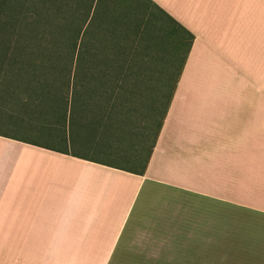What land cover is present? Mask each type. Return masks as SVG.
<instances>
[{
	"label": "crops",
	"instance_id": "crops-1",
	"mask_svg": "<svg viewBox=\"0 0 264 264\" xmlns=\"http://www.w3.org/2000/svg\"><path fill=\"white\" fill-rule=\"evenodd\" d=\"M143 5L167 26L151 40L159 48L106 55L156 61L114 68L129 76L126 90L94 106L95 139L120 131L125 143L93 148L96 158L83 153L92 149L84 134H74V149L0 134V247L13 253L14 264H22L23 230H43L46 264H119L125 256L142 264H198L213 257L212 245L192 242L136 250L120 243V233L186 230L198 218L199 188L214 185L208 180L221 156L261 152L264 0ZM164 42L173 43L172 55ZM167 58L184 60L169 103ZM86 129V122L73 123L75 132ZM2 255L0 264H8ZM38 257L31 248V263Z\"/></svg>",
	"mask_w": 264,
	"mask_h": 264
},
{
	"label": "rangeland",
	"instance_id": "rangeland-1",
	"mask_svg": "<svg viewBox=\"0 0 264 264\" xmlns=\"http://www.w3.org/2000/svg\"><path fill=\"white\" fill-rule=\"evenodd\" d=\"M125 6L128 7L125 14L129 18L123 23L127 25L122 24L121 27H116L114 33L106 36L107 43H104L102 41L104 23L105 21L110 23V19L104 18V15L100 13V11L105 12L104 3L100 2L94 14V9L89 11L87 0H81L80 14L82 13L86 19L84 29H86L87 41L97 37L100 41L99 49L102 51L120 48L147 49L146 43H134L132 40L139 33V27L145 25V28L143 27L144 36L152 41H156L167 31L165 23L151 16V10L142 4L139 5L137 0H129ZM114 7H118L117 4ZM48 41L52 42L49 39ZM164 45L162 47L168 50L166 54L172 55L173 51L170 49L174 48L173 43L164 42ZM69 46L71 45H62L59 52L68 50ZM0 55H2L1 48ZM10 55L17 56L16 53ZM179 60L173 58L164 60L167 71L171 73L170 78L174 77L178 70ZM13 62L15 60L6 63L0 61V72L15 71L14 67H8ZM41 73L45 75L41 81L47 82H50V78L54 75L49 70H42ZM29 78L30 76L17 80L16 85L6 76L0 75V134L38 145L52 148L67 147L68 149L71 148L70 145L73 149L75 148L74 134H84L85 143L89 144L92 149L83 150V153L96 158L101 156L99 157L93 148L106 149L111 142L116 145L125 143L123 142L124 135L120 131H116L117 133L111 137L108 136V139H95L94 106H91V109L84 107L87 102L92 104L88 101L87 92H82L81 97L79 96L81 100L77 99L76 102L77 105L81 103L83 106L78 108L79 111L74 110L73 117H70L65 115L69 112V108L62 101L65 90L61 86L51 89L49 95L36 96L32 95L31 90L28 89L31 86L29 84H34L29 83ZM13 81L15 82V79ZM34 87L38 86L34 85ZM75 121L86 122L89 129L75 132L73 130ZM261 143V149H257L261 152L257 154L221 156L222 162L215 163V171L211 173L212 179L208 180L209 184L213 181L214 185L199 188L198 218L190 220L191 225H188L186 230H121L122 241L120 243H126L125 245L128 243L129 247L136 250L143 247L146 249L148 245H151V249H157L163 244L174 242L196 243L200 249L209 244L214 248L212 259L202 261L200 258L198 264H264V137ZM42 231L39 230V233L33 231L32 234V230H23L20 239L24 246L22 264H32L30 261L31 248L34 252H38V264H46L42 260L46 254V235ZM5 242L8 244L9 240ZM0 250L4 261L14 264L13 253L9 255L8 249L4 247H0ZM154 253L157 254L158 251ZM140 261H128L125 256L119 264L132 262L142 264ZM147 261L148 263L153 262L152 260Z\"/></svg>",
	"mask_w": 264,
	"mask_h": 264
},
{
	"label": "trees",
	"instance_id": "trees-1",
	"mask_svg": "<svg viewBox=\"0 0 264 264\" xmlns=\"http://www.w3.org/2000/svg\"><path fill=\"white\" fill-rule=\"evenodd\" d=\"M128 1L87 0L89 11L94 9V14L100 2L104 3L105 12L100 11V13L104 15V18L110 19V23L107 21L104 23L102 39L104 43H107L106 36L114 33L116 27H121L122 24L127 25L123 22L129 18L125 14L128 10L125 6ZM144 1L138 0L137 3L143 5ZM80 4L81 0H0L2 53L0 61L6 63L15 60L8 65L10 68L14 67L15 71L4 70L0 72V75L6 76L15 84L17 80L30 76L29 83L34 84H29L31 86L28 89L31 90L32 95L36 96L49 95L51 89L61 86L65 90L62 101L69 108V112L65 115L70 117H73L74 110L79 111L78 108L83 106L81 103L76 104L82 92H87L88 101L92 102V104L87 102L84 107L91 109L90 107L95 106L97 99L111 101L116 96L114 93L126 90V81L129 76L114 73V68L154 65L156 61L154 59L116 60L107 57V52L152 51L157 50L160 45L144 36L145 25H143L144 28L139 27L141 28H138L139 33L132 40L134 43H146L147 49L100 50V41L97 37L87 41V33L84 29L86 19L82 13L80 14ZM115 4L118 7H114ZM169 21L174 24L172 20L169 19ZM189 39H192L191 36ZM110 41L114 40L110 39ZM66 44L71 45L69 49L59 52V48ZM11 53H16L17 56L12 57ZM183 63L184 60L180 59L178 70L175 75L173 74L172 79L169 76L171 73H167L168 103ZM42 70L54 73L50 82L41 81V78L45 77L41 73Z\"/></svg>",
	"mask_w": 264,
	"mask_h": 264
}]
</instances>
